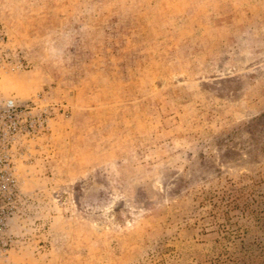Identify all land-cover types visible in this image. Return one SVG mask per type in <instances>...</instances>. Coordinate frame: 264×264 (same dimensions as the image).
Instances as JSON below:
<instances>
[{
	"label": "rangeland",
	"instance_id": "374dc122",
	"mask_svg": "<svg viewBox=\"0 0 264 264\" xmlns=\"http://www.w3.org/2000/svg\"><path fill=\"white\" fill-rule=\"evenodd\" d=\"M0 34L50 112L5 264H264V0H0Z\"/></svg>",
	"mask_w": 264,
	"mask_h": 264
},
{
	"label": "built area",
	"instance_id": "2783aa9c",
	"mask_svg": "<svg viewBox=\"0 0 264 264\" xmlns=\"http://www.w3.org/2000/svg\"><path fill=\"white\" fill-rule=\"evenodd\" d=\"M2 41L0 34V45ZM49 116L39 99L0 96V264L17 244L11 223L24 204L18 165L30 144L48 130Z\"/></svg>",
	"mask_w": 264,
	"mask_h": 264
}]
</instances>
